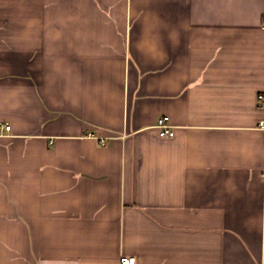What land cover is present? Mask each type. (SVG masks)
Wrapping results in <instances>:
<instances>
[{"label": "crops", "instance_id": "obj_1", "mask_svg": "<svg viewBox=\"0 0 264 264\" xmlns=\"http://www.w3.org/2000/svg\"><path fill=\"white\" fill-rule=\"evenodd\" d=\"M262 94L264 0H0V264H264Z\"/></svg>", "mask_w": 264, "mask_h": 264}, {"label": "built area", "instance_id": "obj_2", "mask_svg": "<svg viewBox=\"0 0 264 264\" xmlns=\"http://www.w3.org/2000/svg\"><path fill=\"white\" fill-rule=\"evenodd\" d=\"M259 99L263 101L264 95H260ZM156 127L159 130V135L161 138H171L174 136V130L170 123V118L168 116L160 117L157 121ZM6 130L9 131L10 127L7 126ZM119 264H137V260L133 256H122L120 258Z\"/></svg>", "mask_w": 264, "mask_h": 264}]
</instances>
